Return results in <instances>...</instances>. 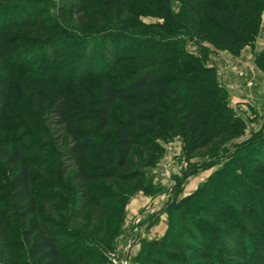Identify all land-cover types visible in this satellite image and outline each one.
<instances>
[{
	"label": "rangeland",
	"instance_id": "374dc122",
	"mask_svg": "<svg viewBox=\"0 0 264 264\" xmlns=\"http://www.w3.org/2000/svg\"><path fill=\"white\" fill-rule=\"evenodd\" d=\"M184 3L141 0L110 12L102 0H0V31L11 28L5 46L12 61L18 59L14 79L24 71L41 81H54L67 71L61 89L73 93L80 86L90 108L99 86L97 76L122 84L140 68L158 72L155 63L170 62L184 72L181 57L188 54L214 70L216 88L202 79L196 81L202 87H197L217 102V123L228 127L209 146L187 155L179 135L168 132L162 140L141 125L139 142L146 146L135 148L130 158L136 180L109 179L83 187L76 161L67 153L71 139L66 131L26 107L19 81L0 79V89L11 93L0 114V137L8 132L12 143L26 153L38 217L65 240L62 264H153L161 243L176 238L191 248L193 238L199 241L203 233L209 234L203 239L209 263L264 264L255 244L264 239V12L257 34L248 39L251 44L228 51L203 39L189 40ZM137 38L154 44L153 52L147 41L125 50L127 42ZM116 40H123L117 49L112 44ZM187 80L183 81L196 79ZM39 92L45 93L41 87ZM124 113L119 103L110 110L115 122ZM153 115L159 120L163 113ZM82 132L95 134L96 128ZM0 213L15 236L18 262L31 264L4 171ZM172 254L183 264L190 253L182 247ZM0 264H6L1 251Z\"/></svg>",
	"mask_w": 264,
	"mask_h": 264
},
{
	"label": "trees",
	"instance_id": "16d2710c",
	"mask_svg": "<svg viewBox=\"0 0 264 264\" xmlns=\"http://www.w3.org/2000/svg\"><path fill=\"white\" fill-rule=\"evenodd\" d=\"M102 1L107 11L114 12L118 8H127L129 4H138L141 0ZM219 1L218 4L216 0H185L182 15L187 20L189 40L203 39L215 48L228 51L251 44L248 39L255 37L258 32L260 15L264 12V0ZM23 25L26 27L27 23ZM9 30L0 31L2 83L10 82L18 64V59L12 61L11 51L5 46ZM143 41L147 40L137 38L132 44L127 42L125 50L129 51L135 44L137 48L138 43ZM122 42L123 40L113 41V47L117 49ZM147 43L148 49L151 47L153 52L154 44H150V41ZM102 55L99 57L103 62ZM170 56L175 57L174 54ZM181 63L187 68L184 72L178 65H173V62L155 63L158 72L152 71L153 68L148 66L140 68L136 75L122 84L109 82L105 75H99L97 94L91 101L90 108L80 86L73 93L61 89L60 81L66 78L67 71L59 74L54 81H41L38 76H32L33 73L31 75L24 71L18 72V80L12 79L20 82L19 88L25 93L24 102L32 113L50 117L52 124L62 127L69 135L71 147L67 153L76 161L78 180L83 187H87L109 179L121 183L136 180V173L130 171V158L135 148L144 149L146 146L139 142L138 131L141 125L147 126L150 136L157 134L162 140L168 138V132L173 136L179 135L187 155L206 148L217 136L228 131V127L220 126L217 123L219 120L215 118L219 114L217 102L212 100L209 92L206 94L197 87L201 85L196 81L202 79V83L209 81L216 88L214 70L205 68L188 54H183ZM191 77L196 80L187 83L183 81H188L187 78ZM40 87L44 89V94L39 92ZM10 96L8 88L0 89V114ZM115 103H119L125 111L117 122L110 115ZM156 111L163 113L159 120L153 115ZM93 126L96 128L95 134L82 132L85 127ZM30 168L26 153L13 144L10 134L5 132L0 137V172L4 171L6 174L7 188L19 226V237L25 245L28 261L31 264H62L65 253L61 244L65 240L53 234L38 217L39 204L31 190ZM208 238V233H203L199 241L193 238L191 248L186 242L171 238L165 244L161 243L152 262L179 264V259L172 256V252L175 254L185 247L190 253L187 262L180 257L185 264L193 259L202 260L201 264H211L207 259L209 247L204 245L206 240H203ZM165 239L166 237L162 240ZM255 241L256 248L264 258V239ZM16 244L15 236L7 229L0 213V251L6 257V264H21L16 254ZM181 260L180 263H183Z\"/></svg>",
	"mask_w": 264,
	"mask_h": 264
},
{
	"label": "crops",
	"instance_id": "0c3cea01",
	"mask_svg": "<svg viewBox=\"0 0 264 264\" xmlns=\"http://www.w3.org/2000/svg\"><path fill=\"white\" fill-rule=\"evenodd\" d=\"M262 23H263V20H262ZM262 28H263V27H262ZM262 28H261V29H262ZM263 77H264V76H261V77H260V80H261V81H263Z\"/></svg>",
	"mask_w": 264,
	"mask_h": 264
}]
</instances>
